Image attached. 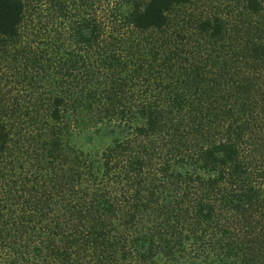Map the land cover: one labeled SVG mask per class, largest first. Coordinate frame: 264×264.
Segmentation results:
<instances>
[{"label": "trees", "instance_id": "obj_1", "mask_svg": "<svg viewBox=\"0 0 264 264\" xmlns=\"http://www.w3.org/2000/svg\"><path fill=\"white\" fill-rule=\"evenodd\" d=\"M0 264H264V0H0Z\"/></svg>", "mask_w": 264, "mask_h": 264}, {"label": "rangeland", "instance_id": "obj_2", "mask_svg": "<svg viewBox=\"0 0 264 264\" xmlns=\"http://www.w3.org/2000/svg\"><path fill=\"white\" fill-rule=\"evenodd\" d=\"M71 1V0H70Z\"/></svg>", "mask_w": 264, "mask_h": 264}]
</instances>
